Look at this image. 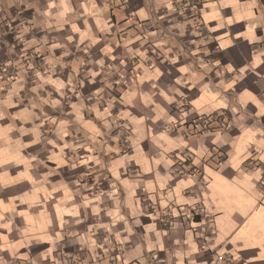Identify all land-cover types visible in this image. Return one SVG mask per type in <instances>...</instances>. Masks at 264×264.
Masks as SVG:
<instances>
[{
	"label": "crops",
	"instance_id": "obj_1",
	"mask_svg": "<svg viewBox=\"0 0 264 264\" xmlns=\"http://www.w3.org/2000/svg\"><path fill=\"white\" fill-rule=\"evenodd\" d=\"M2 66L0 264H264V0H0Z\"/></svg>",
	"mask_w": 264,
	"mask_h": 264
},
{
	"label": "built area",
	"instance_id": "obj_2",
	"mask_svg": "<svg viewBox=\"0 0 264 264\" xmlns=\"http://www.w3.org/2000/svg\"><path fill=\"white\" fill-rule=\"evenodd\" d=\"M199 8H200L199 5L195 2L194 7L192 9L196 16H199L200 14ZM44 69H45L44 66L41 64V71H44ZM134 76H135V71L133 67L127 72L126 75L122 76L117 81H115V83L117 86L120 85L122 87L126 86L134 78ZM15 78L16 75L14 73L8 72L6 68L0 71V80H4V79L14 80ZM172 112L178 114L181 120L163 125L162 130L168 132H177L181 130L186 138H189L191 136H197L207 131H215L218 129L226 130L228 128V123L226 119L223 117V115L220 114H209V115L195 114L188 123H184L183 119L189 117L190 114H193L190 103H188L187 101H183L180 104L177 103L174 104L172 106ZM124 144H125V150H128L129 149L128 139L125 140ZM211 153L213 155L218 154V151L216 148L212 147ZM191 158L192 157L190 156V154L186 153L183 160L178 162V166L176 170L177 175L184 177V176L194 175L195 173H197L196 168H189V169L186 168V163L189 160H191ZM223 160H224V155L219 154V160L217 164L220 165L223 162ZM261 184L264 186V183ZM195 212H199V210L196 209ZM64 262L69 264L68 260ZM224 264H236V263L232 259H224Z\"/></svg>",
	"mask_w": 264,
	"mask_h": 264
},
{
	"label": "rangeland",
	"instance_id": "obj_3",
	"mask_svg": "<svg viewBox=\"0 0 264 264\" xmlns=\"http://www.w3.org/2000/svg\"><path fill=\"white\" fill-rule=\"evenodd\" d=\"M5 67H0V71H2L3 69H4ZM221 115V114H220ZM223 117H224V115H223ZM225 118V117H224ZM226 119V118H225ZM226 121H227V119H226ZM227 123H228V121H227ZM229 125V124H228ZM129 146V145H128ZM65 258H67L68 259V256L67 255H65Z\"/></svg>",
	"mask_w": 264,
	"mask_h": 264
}]
</instances>
